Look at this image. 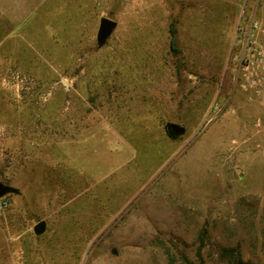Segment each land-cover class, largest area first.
<instances>
[{
	"label": "rangeland",
	"instance_id": "rangeland-1",
	"mask_svg": "<svg viewBox=\"0 0 264 264\" xmlns=\"http://www.w3.org/2000/svg\"><path fill=\"white\" fill-rule=\"evenodd\" d=\"M252 20L264 46V0H0V264H264Z\"/></svg>",
	"mask_w": 264,
	"mask_h": 264
},
{
	"label": "built area",
	"instance_id": "built-area-1",
	"mask_svg": "<svg viewBox=\"0 0 264 264\" xmlns=\"http://www.w3.org/2000/svg\"><path fill=\"white\" fill-rule=\"evenodd\" d=\"M259 28V22L252 20L247 31L236 30L233 43L239 49L230 58L235 82L242 91L248 93L250 101L264 97V46L256 39Z\"/></svg>",
	"mask_w": 264,
	"mask_h": 264
},
{
	"label": "water",
	"instance_id": "water-1",
	"mask_svg": "<svg viewBox=\"0 0 264 264\" xmlns=\"http://www.w3.org/2000/svg\"><path fill=\"white\" fill-rule=\"evenodd\" d=\"M115 27H116V23L114 21L108 18L100 19L97 34H96V43L98 46H102L105 44L106 40L110 37ZM63 84L66 86L64 82ZM164 130L170 138H177L184 133L183 127L173 124V123H167L164 127ZM14 192H16L15 189L0 183V198H2L4 195L8 193H14ZM45 227H46V224L44 221L38 222L33 227L34 234L37 236L43 234L45 231Z\"/></svg>",
	"mask_w": 264,
	"mask_h": 264
},
{
	"label": "trees",
	"instance_id": "trees-1",
	"mask_svg": "<svg viewBox=\"0 0 264 264\" xmlns=\"http://www.w3.org/2000/svg\"><path fill=\"white\" fill-rule=\"evenodd\" d=\"M168 31H169V36H170V41H169L170 51L172 52L174 57H178L180 52L177 46L176 31L173 28V24L169 25Z\"/></svg>",
	"mask_w": 264,
	"mask_h": 264
},
{
	"label": "crops",
	"instance_id": "crops-1",
	"mask_svg": "<svg viewBox=\"0 0 264 264\" xmlns=\"http://www.w3.org/2000/svg\"><path fill=\"white\" fill-rule=\"evenodd\" d=\"M43 8L39 11H37V13H41L42 14V17H40L41 19H36V20H44V13H48L50 11L49 7L47 6V8H44V6H42ZM64 8H62V11H61V8H58L57 9V16L55 18V20H71L72 18L70 17H66L65 15V11L66 10H63ZM49 10V11H48ZM62 12V15H61V12ZM61 16V17H60ZM50 19V18H49ZM51 20V19H50ZM72 20H75V19H72Z\"/></svg>",
	"mask_w": 264,
	"mask_h": 264
}]
</instances>
